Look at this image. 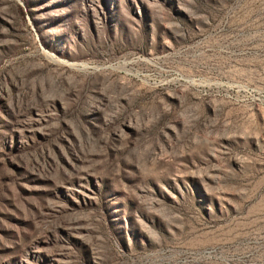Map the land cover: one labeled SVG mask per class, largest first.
I'll list each match as a JSON object with an SVG mask.
<instances>
[{
    "label": "rangeland",
    "instance_id": "374dc122",
    "mask_svg": "<svg viewBox=\"0 0 264 264\" xmlns=\"http://www.w3.org/2000/svg\"><path fill=\"white\" fill-rule=\"evenodd\" d=\"M0 264H264V0H0Z\"/></svg>",
    "mask_w": 264,
    "mask_h": 264
}]
</instances>
